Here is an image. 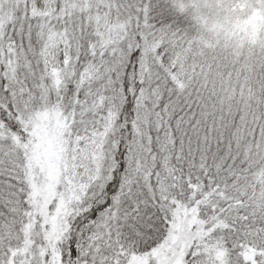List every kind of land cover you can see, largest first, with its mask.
<instances>
[{"label":"snow or ice","instance_id":"1","mask_svg":"<svg viewBox=\"0 0 264 264\" xmlns=\"http://www.w3.org/2000/svg\"><path fill=\"white\" fill-rule=\"evenodd\" d=\"M0 264H264V0H0Z\"/></svg>","mask_w":264,"mask_h":264}]
</instances>
